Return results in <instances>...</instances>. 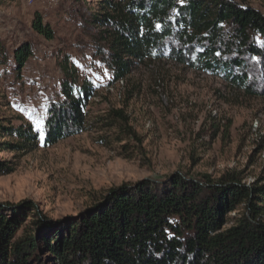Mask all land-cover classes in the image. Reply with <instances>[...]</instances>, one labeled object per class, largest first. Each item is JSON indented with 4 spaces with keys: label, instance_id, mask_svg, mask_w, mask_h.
Wrapping results in <instances>:
<instances>
[{
    "label": "trees",
    "instance_id": "trees-1",
    "mask_svg": "<svg viewBox=\"0 0 264 264\" xmlns=\"http://www.w3.org/2000/svg\"><path fill=\"white\" fill-rule=\"evenodd\" d=\"M88 12L82 20L98 29V51L116 81L124 82L137 64L167 58L264 97V13L257 8L235 0H98ZM33 29L55 38L39 11ZM33 56L30 41L11 50L0 39V67L20 76ZM64 70L63 99L49 105L43 139L32 124L0 119V137L10 138L1 143L5 150L51 147L88 130L94 87L76 85L73 66ZM110 115L131 157L141 138L123 109ZM15 170L0 161V173ZM243 179L236 172L218 179L176 172L124 183L63 220L42 215L32 201L0 203V264H264V178L250 185Z\"/></svg>",
    "mask_w": 264,
    "mask_h": 264
},
{
    "label": "rangeland",
    "instance_id": "rangeland-1",
    "mask_svg": "<svg viewBox=\"0 0 264 264\" xmlns=\"http://www.w3.org/2000/svg\"><path fill=\"white\" fill-rule=\"evenodd\" d=\"M82 1L0 0V39L11 50L25 40L34 48L20 76L0 67L5 125H44L49 105L63 99L65 66H73L76 85L86 82L95 90L82 134L30 152L7 151L1 143L10 138L0 137V161L16 168L0 173V203L32 201L42 215L63 220L113 187L176 172L214 179L236 172L247 185L264 178V97L167 58L137 64L124 82L116 81L98 51V29L82 20L98 0ZM235 1L264 13V0ZM36 11L53 27L54 39L34 31ZM112 109H123L141 138L130 147L131 157ZM244 211L242 206L232 212L230 224Z\"/></svg>",
    "mask_w": 264,
    "mask_h": 264
},
{
    "label": "snow or ice",
    "instance_id": "snow-or-ice-1",
    "mask_svg": "<svg viewBox=\"0 0 264 264\" xmlns=\"http://www.w3.org/2000/svg\"><path fill=\"white\" fill-rule=\"evenodd\" d=\"M36 127L41 133V139H43V123L42 121H36Z\"/></svg>",
    "mask_w": 264,
    "mask_h": 264
}]
</instances>
